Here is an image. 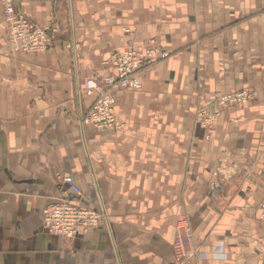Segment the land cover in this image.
Segmentation results:
<instances>
[{
    "label": "crops",
    "instance_id": "0c3cea01",
    "mask_svg": "<svg viewBox=\"0 0 264 264\" xmlns=\"http://www.w3.org/2000/svg\"><path fill=\"white\" fill-rule=\"evenodd\" d=\"M14 3L51 46L15 50L0 4V264H263L264 0ZM129 43L168 56L115 92L119 130L82 124L86 81ZM237 90L253 98L220 109ZM66 177L102 217L73 241L43 224Z\"/></svg>",
    "mask_w": 264,
    "mask_h": 264
},
{
    "label": "built area",
    "instance_id": "2783aa9c",
    "mask_svg": "<svg viewBox=\"0 0 264 264\" xmlns=\"http://www.w3.org/2000/svg\"><path fill=\"white\" fill-rule=\"evenodd\" d=\"M0 4L3 6V17L8 27V38L15 50L39 53L46 51L51 46V37L47 29L38 26L18 11L14 0H0ZM124 31L132 32L130 28H125ZM167 56V52L160 51L151 43L126 44L121 51L112 56L111 72L102 75L99 79L93 77L86 81L87 95H95L96 99L88 113L82 118V124L93 126L102 131L119 130L122 124L115 113V92L121 89L141 90L142 83L137 78L138 71L156 59ZM252 98L251 91L237 90L221 95L217 104L221 109L229 105L246 104ZM219 111L214 114L201 111L199 113L202 118L201 123L212 128L214 118L220 114ZM64 181L70 184L75 196L47 205L43 209V224L47 232L73 241L81 229L86 231L97 227L102 217L95 209L77 203V198L81 195L80 187L70 177L64 178ZM221 186V180L218 177L214 179L209 187L210 196H216ZM260 213L264 217V202L260 205ZM180 244H182V240H180Z\"/></svg>",
    "mask_w": 264,
    "mask_h": 264
},
{
    "label": "water",
    "instance_id": "95a60500",
    "mask_svg": "<svg viewBox=\"0 0 264 264\" xmlns=\"http://www.w3.org/2000/svg\"><path fill=\"white\" fill-rule=\"evenodd\" d=\"M263 264H264V261H263Z\"/></svg>",
    "mask_w": 264,
    "mask_h": 264
}]
</instances>
